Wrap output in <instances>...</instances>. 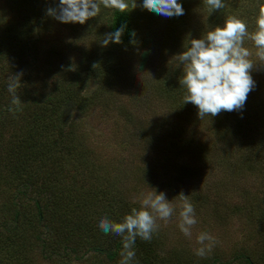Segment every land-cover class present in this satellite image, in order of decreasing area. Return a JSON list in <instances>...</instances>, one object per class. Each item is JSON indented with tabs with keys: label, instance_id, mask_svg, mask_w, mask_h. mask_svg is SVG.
Instances as JSON below:
<instances>
[{
	"label": "rangeland",
	"instance_id": "obj_1",
	"mask_svg": "<svg viewBox=\"0 0 264 264\" xmlns=\"http://www.w3.org/2000/svg\"><path fill=\"white\" fill-rule=\"evenodd\" d=\"M58 2L0 0V31L21 32L33 12L40 22L23 43L21 59L14 55L22 48L20 36L0 57V80L9 81L13 74L22 73V113L37 115L36 129L30 130L31 124L26 127L9 116L0 117L6 127L0 134V226L9 223L12 212L18 210L22 234L33 237L40 231L30 200L36 195L21 186L26 175L29 180L39 179L60 200L66 198L58 209L67 214L66 221L63 216L54 219L66 229L88 223L85 228L90 231L89 214L96 211L121 222L133 207L139 208L140 194L152 188L164 192L174 205L183 191L198 221L192 238L180 232L176 215L167 222L158 221V231L147 241L155 263L196 264L217 258L239 264L231 256L244 254L254 264H264V144L258 145L259 136L253 135L260 127L251 126L252 121L264 126V115L258 111L259 118L253 115L249 122L243 107L200 120L191 103L180 113L178 97L183 88L178 80L183 71L172 58L187 47L190 38L199 39L223 26L229 16L244 20L249 32L254 31L257 5L264 0H223L226 7L211 14L203 0H178L184 15L171 18L138 6L128 12L138 23L137 43L107 47L100 42L108 33L114 10L101 6L100 14L83 25L64 24L46 15L47 8ZM143 10L148 13L139 17ZM244 46L255 51L251 41L246 40ZM251 75L264 81V69L253 70ZM159 126L167 136V126L184 129V134L173 131L174 136L181 135L162 144L151 136H156ZM28 131L34 132L31 136L38 151L21 171L6 150L13 148L15 140L27 139ZM245 142L248 148L242 153L239 143ZM247 151L252 167L236 170ZM23 190L27 194L19 197ZM200 232L217 241L204 258L194 254ZM86 235L65 242L64 257L46 259L39 255V243L28 239V249L0 231V264H118L120 256L108 261L103 253L89 250L91 238ZM99 236L102 249L117 237L101 229ZM70 246L75 253H68ZM57 252L61 254V248Z\"/></svg>",
	"mask_w": 264,
	"mask_h": 264
},
{
	"label": "clouds",
	"instance_id": "obj_2",
	"mask_svg": "<svg viewBox=\"0 0 264 264\" xmlns=\"http://www.w3.org/2000/svg\"><path fill=\"white\" fill-rule=\"evenodd\" d=\"M209 13L226 7L223 0H203ZM105 9L128 13L141 7L157 15L171 18L184 15V9L178 0H59L55 7H49L46 15L64 24H85L96 18ZM255 16V30L249 32L247 23L237 16H229L223 26H216L199 39L190 38L187 47L172 57L182 68L179 84L185 90L183 105L191 103L197 108L200 120L215 117L222 111H241L249 93L254 90L256 82L251 72L264 69V3L258 4ZM126 25L114 32L106 33L101 46L110 43H122L121 37ZM135 36V33H132ZM251 41L255 51L245 47V41ZM136 44L137 41H130ZM254 57V58H253ZM96 65H94L95 67ZM22 73L9 78L7 91L11 96L8 111L15 115L23 110L22 100L18 94L21 87ZM179 204L174 205L166 198L164 192L155 188L143 192L138 197L139 208L133 207L121 222H114L107 217L99 220V228L105 234L121 237L122 249L118 264H133L136 253L137 238L151 241L159 229L158 221L167 222L174 215L178 219V228L191 239L197 217L193 203L183 191L177 194ZM197 247L194 254L204 258L213 250L216 239L207 232H200L195 237Z\"/></svg>",
	"mask_w": 264,
	"mask_h": 264
},
{
	"label": "trees",
	"instance_id": "obj_3",
	"mask_svg": "<svg viewBox=\"0 0 264 264\" xmlns=\"http://www.w3.org/2000/svg\"><path fill=\"white\" fill-rule=\"evenodd\" d=\"M147 13L148 11L143 10L142 12H140L139 17H141L142 15H146ZM33 15L34 16H30L29 20L27 19L21 25V29H24V30H22L19 33L14 30L13 32H11L12 29L8 30V28L5 32L4 30L0 31V57L1 58L5 57V54H6L5 52L10 48L11 45L15 43V38H17L18 36L22 38V41H21L22 48L20 47L18 50H16L17 53H15L14 55L19 54L20 59L24 56L22 54L23 52H20V51H24L23 49L25 47L23 46V43L30 37L31 35L30 32H32V30L34 29V24L36 26L40 24L39 20H37V17H35L36 12H33ZM34 20H35V23H33ZM122 25H126L125 30L121 37L122 44H125V45L131 44L130 41L132 39H136L137 32L135 30V26H137L138 23L135 22V20L131 17L130 13H121V12L114 10L112 20L109 23L108 33L114 32L116 29L120 28ZM133 32L135 33L134 37L132 36ZM0 69L2 68L0 67ZM255 82H256L255 88L249 93L246 103L244 105L245 110L248 112L247 118L249 122H251L253 115L255 116L256 114H258L257 119L259 118L258 111L262 113L261 115H264V81L255 80ZM8 83H9L8 80L6 81L0 80V117L2 115V117L6 119L9 116L11 119L15 120V122L22 121L23 125L26 124V127H27V124L29 125L31 124L29 127H27L29 128V130L36 129L37 122L35 119L37 115L34 116V114H32L30 116H26L27 113L26 112L22 113V111L17 112L15 115H13L12 113H5L4 110H6L7 112L8 108L10 107V103H11V96L7 91ZM166 85H169V82H167ZM23 89H24V86L21 85V87L18 89L19 95H20L19 91ZM184 94H185V90L182 89L178 97V99L181 102V106L179 107V110H181L180 113H183L185 111V109L182 110L183 106L185 105V104L183 105ZM42 112L44 111L40 110V113ZM41 116H43V114H41ZM251 126L260 127L258 128L259 130H257L253 135L259 136L260 141L258 145L264 144V126H262L261 123H257L253 121L251 122ZM15 127L19 128L20 126L18 124H15ZM167 127H169L168 136L164 135L167 133V131L162 132L160 129V126L158 130L159 132L156 131V134H155L156 136L154 135H151V136L157 137V140H159V142L163 144L170 139L179 137V135H181V133L184 132V129L177 128L178 130H176L175 129L176 127L175 128L172 127V129L170 126H167ZM5 128L6 127H4L3 122L0 120V134ZM173 131H176V132L179 131L181 133L178 135L175 134L174 136ZM31 134H34V132L29 133L28 131V133L26 134L27 137H25L27 139H20L19 141L15 140L13 146L11 144V147L13 148L15 147V148L6 150V153L11 154L12 158H15L17 165L21 166V171L25 170L24 162L32 160V158L34 159L35 155H37L36 151L38 150L34 149L35 147V143L33 139L34 136H31ZM239 145L242 147V153L245 152L248 148V143L246 142L244 144L239 143ZM241 160H243V165H240V163L238 162L239 164H237L238 166L236 167V170L240 168L242 169L244 165H247L248 168L252 167L253 162H252V159H249L248 151L246 155L244 154L242 155ZM261 171H264V169H261ZM21 186L24 189L28 188L29 191H32L31 194L36 195V197L31 196L30 200L33 203L32 204L33 205V217H34L33 219L35 220V225L39 226L41 229L33 237H30V235L28 234H22L23 232L20 230V223H19V215L21 212L16 210L15 212L14 211L12 212V217H11L10 222L7 223L6 221L0 226V231H4L8 234L13 235L16 238V240H19L17 241V243L21 245H25L26 247H28L27 243L30 242V240L28 239H31L33 242L39 243V247H40L39 255H41V257L43 256V258H46V259L50 257L60 256V255L64 257V255H66L65 252L67 250L66 249L67 244H65V242H69L70 240L73 239L74 236L78 234H82V233H86L87 235H90V236L86 235L88 238H91L89 250L98 252V253L99 252L103 253L104 257L108 261H112L120 256V249L122 248V243H121V237L119 236L113 239H109V242L107 246H105V249L99 248V243H98V238H100L99 236L100 229L98 226L99 220L104 217L108 218L107 212L105 211L90 212L89 214L90 215V218H89L90 231L87 228H85V225L88 224L85 222H87L88 219L84 222L85 224H81L79 226V229L74 228L73 226L66 229V226L62 225L61 223L55 224V221H54L55 218L57 217L60 218V216H63V220H62L63 222L66 221L65 219H67V214L58 212V209L62 207V202L64 200L66 201V198L64 200L63 198L60 200V196L56 195L55 191L50 192L47 188H44L42 186L39 179L29 180L27 178V175H26V180L22 181ZM18 194H19L18 196L20 197V196L26 195L27 192L23 190V191H19ZM47 207L49 208V210ZM93 217H95L96 220L92 221L91 218ZM77 230H80L78 234H76ZM149 245L151 246V242L143 241L140 238H137L136 243H135V248H134L136 257H135L133 264H158V262L155 263V260H154L155 258L151 256V252L148 253ZM60 248L62 251L61 254L57 252L58 249ZM111 248L113 249L111 250ZM75 251L76 250L74 247L70 246V248H68V253H75ZM231 257H232L231 260L233 261L237 260L239 264H254V262L249 258V256L244 255V254H236V255L233 254ZM175 263H178V262L175 261ZM188 264H192V263L188 262ZM196 264H230V263L228 261H220L217 258H212L210 261L208 260L198 261Z\"/></svg>",
	"mask_w": 264,
	"mask_h": 264
}]
</instances>
